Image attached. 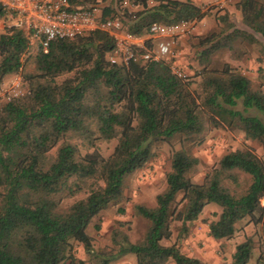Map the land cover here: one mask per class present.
<instances>
[{"label": "trees", "instance_id": "trees-1", "mask_svg": "<svg viewBox=\"0 0 264 264\" xmlns=\"http://www.w3.org/2000/svg\"><path fill=\"white\" fill-rule=\"evenodd\" d=\"M149 1L108 0L100 16L116 18L128 33L144 36L152 25L200 22L209 13L190 0H156L153 6ZM90 2L72 0L74 6L95 8ZM125 4L138 10L129 12ZM236 9L239 23L225 13L218 18L219 32L198 40V90L172 71L170 59L110 64L114 41L105 32L56 41L44 53L23 30L5 26L0 89L7 76L23 70L27 92L0 107V264H85L78 246L97 264H113L129 254L136 264H204L182 253L177 242L165 246L162 241L171 239L172 222L187 234V224L208 205L220 208L207 225L214 241L233 239L245 219L264 231V161L251 148L238 149L195 183L190 173L199 161L186 149L200 146L209 127L238 130L264 151V69L258 66L261 83L253 88L228 64L221 70L208 66L222 49L239 60L236 42L264 40V0H239ZM0 20H7L1 7ZM176 138L182 147L171 154L156 207L134 206L148 222L144 237L132 243L124 232L113 231L112 248L95 250L89 224L121 201L124 180L151 161L155 143ZM112 140L117 143L104 157L99 147ZM234 171L250 177L240 195L223 185L225 180L237 184ZM100 227L98 219L97 233ZM254 249L248 237L235 246L231 262L222 264H249ZM255 264H264V251Z\"/></svg>", "mask_w": 264, "mask_h": 264}, {"label": "rangeland", "instance_id": "rangeland-1", "mask_svg": "<svg viewBox=\"0 0 264 264\" xmlns=\"http://www.w3.org/2000/svg\"><path fill=\"white\" fill-rule=\"evenodd\" d=\"M184 1V0H180ZM200 6L204 11L209 12L202 21L190 23L181 26L183 35L174 38L172 42V51L174 56L170 57L171 66L175 67L177 72L181 73L180 79L184 82H190L191 89L198 90L200 78L197 73L200 66L196 60L197 43L200 38H204L211 33H218L222 28L219 16L227 13L231 21L240 22V14L236 9V3L239 0H190ZM108 0H91L89 6H94L98 10L106 6ZM156 0H150L148 5L153 6ZM124 7L129 12H134L138 8L131 4H125ZM5 26H12L9 20H0V33L4 31ZM261 44L248 45L247 43L236 42L237 53L241 56L236 60L232 52L222 49L211 57L209 68L221 70L224 64L230 65L237 72L247 76L253 88H257L261 81L257 78L258 66L264 69V40ZM37 43L32 44L35 46ZM247 54L241 55L244 51ZM23 70L14 75L7 76L1 86L0 91L6 98H22L27 92V85L23 81ZM20 79V86L17 90L12 88V82L15 78ZM7 102V101H6ZM5 102L0 103L1 105ZM204 141L200 146L186 147L190 154L199 161L197 168L190 173V178L195 183H201L205 175L218 166L220 159L227 153L251 148L254 153L264 161V151L260 144L255 141L246 140L242 132L228 129H212L207 127L203 135ZM117 141L112 140L109 143L100 145L99 150L104 157L110 155ZM182 144L179 138L171 143L159 142L152 147V159L141 170H138L128 176L123 183L122 199L114 206L103 211L98 217L92 220L86 232L94 239L95 250H109L112 248L111 235L113 231L120 230L124 232L132 243L139 242L145 235L148 228V222L137 216L134 206L142 205L147 208L156 207V196L166 189V175L171 169V154L175 150L181 149ZM237 178V184L230 180H225L223 185L229 189L232 194H242L250 184V177L239 172L232 173ZM74 199L68 200L70 204ZM264 204V200L261 201ZM220 213V208L216 205H208L199 216L198 220L187 224V234L180 232L179 222L171 223L172 237L168 241H162L165 246L177 242L182 253L200 259L204 264H222L231 262L235 246L251 237L255 242V249L252 252V258L249 264H255L260 250L264 251V231L260 226H254L248 223V219L237 224V233L231 240L214 241L208 234V223L216 220ZM99 219L101 224L100 231L97 233L94 225ZM124 224V225H121ZM77 255L85 260V264H97L94 260H88L80 246L77 247ZM113 264H136V258L129 254ZM168 264H173L169 262Z\"/></svg>", "mask_w": 264, "mask_h": 264}, {"label": "built area", "instance_id": "built-area-1", "mask_svg": "<svg viewBox=\"0 0 264 264\" xmlns=\"http://www.w3.org/2000/svg\"><path fill=\"white\" fill-rule=\"evenodd\" d=\"M0 7L12 26L23 30L30 44L37 43L44 53L56 41H71L97 31L107 33L114 41V50L108 55L113 65L126 66L139 59L159 61L173 57L174 38L183 35L181 26L190 24L152 25L146 35L136 36L125 31L120 20L102 19L96 7H77L72 0H0ZM171 69L181 77L174 66ZM19 86L20 79L16 77L12 88L17 90ZM9 100L0 91V103Z\"/></svg>", "mask_w": 264, "mask_h": 264}, {"label": "crops", "instance_id": "crops-1", "mask_svg": "<svg viewBox=\"0 0 264 264\" xmlns=\"http://www.w3.org/2000/svg\"><path fill=\"white\" fill-rule=\"evenodd\" d=\"M123 259H121V261H122ZM120 261V260H119Z\"/></svg>", "mask_w": 264, "mask_h": 264}]
</instances>
